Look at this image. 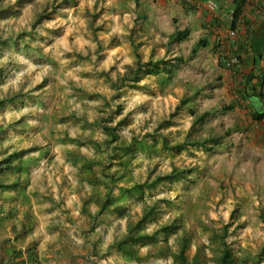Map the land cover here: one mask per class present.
Returning a JSON list of instances; mask_svg holds the SVG:
<instances>
[{
  "label": "rangeland",
  "instance_id": "rangeland-1",
  "mask_svg": "<svg viewBox=\"0 0 264 264\" xmlns=\"http://www.w3.org/2000/svg\"><path fill=\"white\" fill-rule=\"evenodd\" d=\"M224 1L225 13L232 0ZM215 2L219 6L223 0ZM107 3L51 0L36 19L21 12L0 17V161L4 155L15 153L33 161H29L28 175H7V182L13 181L27 191L32 186L30 172L36 176L50 174L46 162L34 163L41 155L39 148L48 142L46 156L59 158L65 179L49 175L50 189L61 186L63 196H58L57 202L68 201L65 191L75 186L73 178L80 180L75 172L80 167L90 177L101 171L121 177L113 184L110 198L127 205L121 215L129 212L132 225L148 215L141 226L142 234L153 237L148 244L158 242L156 247L144 250L145 255L158 258L148 264H173L171 256L180 248L189 261L198 253V264H218L223 253L221 241L238 264H264L260 257L264 245L260 218L264 216V120L255 123L251 107L238 98L242 65L227 68L224 63L225 54L235 51H217L215 46L191 59L186 44L166 45L167 28L171 26L167 20L131 17L117 12L127 8L126 2L117 7ZM136 55L142 63L174 58L183 62L170 79L161 75L135 83ZM186 97L191 98L188 105L168 122L179 101ZM230 104H237L232 112L220 111ZM189 109L211 116L196 126ZM99 123L117 129L119 141L107 152L101 145L106 137ZM159 136L171 146L181 144L186 149H163L152 139L158 142ZM210 139H220L219 144L205 150L194 146L195 141ZM132 140L152 145V153L138 150L121 155L120 147ZM97 145H101L99 150ZM83 166H90L92 171ZM173 167L191 173L145 190L141 196L121 198L119 188L151 183L169 174ZM23 193L20 203L27 204L29 197ZM14 197V193L0 191L6 208ZM24 207V212L12 209L11 214L21 221L15 227L16 234L25 239L35 229L36 216L29 205ZM162 227L171 230L165 234ZM87 228L86 234L93 227ZM105 228L104 235L109 234V227ZM113 230L118 244L126 234L121 236L119 226ZM67 237L73 241L70 234ZM33 245L37 246L30 240L24 251ZM83 245H79L82 252L94 254L92 240ZM127 250L137 253L140 249ZM112 256V261L119 260L115 259L119 255ZM36 259L34 263L39 264ZM97 259L118 264L107 258Z\"/></svg>",
  "mask_w": 264,
  "mask_h": 264
},
{
  "label": "crops",
  "instance_id": "crops-1",
  "mask_svg": "<svg viewBox=\"0 0 264 264\" xmlns=\"http://www.w3.org/2000/svg\"><path fill=\"white\" fill-rule=\"evenodd\" d=\"M50 1L0 0V17H12L11 14H14V12H21L24 17L27 16L31 19H36L45 10L47 7L46 4ZM107 1V4L114 7L126 2L127 8L123 11H117V9L115 11L125 12L131 17L139 15L143 16L145 20L148 16L161 17L167 20L171 25L170 28H167V43L175 32L187 30V38L175 44L183 43L189 46V58L191 59H196L201 50H213L215 46H217V51L232 48L240 58L239 64L242 65L238 73L243 72L244 74L242 75L247 78L251 74L257 76L264 71V0H247L243 8L242 16L235 23L234 28H231V19L228 14L230 8L225 13L223 11V6L226 3L224 0L221 5H217V11L213 13L204 10L198 0ZM140 11L145 13L141 14ZM23 16L18 17L23 18ZM231 33H235V36H232ZM201 40L205 41L208 46L191 55L192 49ZM259 55L261 56L260 60L257 59L260 57ZM254 59L258 60L257 65H254ZM226 74L229 73H223V75ZM242 75L238 77L241 76L242 79ZM43 144L39 148L41 155L34 163L42 164L46 162L45 167H48V169L51 167V170L49 169L50 174L53 177L56 176V180H58L63 175L60 172V168L62 167L59 165L60 160L58 157H55L53 160L49 159L50 157L46 156L48 153L45 151V147L50 146V144L48 142ZM53 149L55 150V148ZM5 157L6 155L2 158ZM28 160L33 162L30 159ZM75 172L80 177V180L73 178L74 180L71 183H74L75 186H71L65 191L68 201L64 202L61 199L63 203L57 202L58 196H63L60 190L61 186H53V189L52 187L51 189L49 188L52 183L50 182V174L48 172L45 174L40 173V176H36L35 173L33 175L30 172L32 186L28 187L27 191L21 188L19 189L18 185L13 181L7 182L9 189L5 191L10 192V194L14 193L15 197L12 204L8 205L7 208L4 207L6 206L4 201L0 200L2 217L0 219V264H6L14 250L22 252L20 258L21 264H31V256L29 257L27 252L24 251L30 240L37 244V246H31L30 249L33 254L32 258L37 260V257L39 264H107L105 260L99 261L97 257L107 258L108 261H112V254L119 255V258H115L119 260L112 261L113 263L117 261L116 263L118 264H148L150 260L154 261L158 259L156 256L153 258V255L144 254V250L147 252L151 246L156 247L158 243L156 241L142 247L140 244L133 247L137 250L140 249L136 253V259H129L124 256L120 258L121 254L116 249V243L119 238L117 239V235L114 233L115 230L112 231V229L114 226H119L122 230L121 236L126 234L127 228L125 227L128 222L131 223L130 213L126 211L125 215L121 214L127 208V205L119 202L115 197L110 198L113 194L111 190L112 185L109 190L103 186L92 188L83 180L84 178H90V176L85 174L82 167L79 170L75 169ZM26 174L28 175V173ZM104 174L107 175L108 173L104 172ZM100 175L101 172H98L96 177ZM32 176L34 177L32 178ZM62 179L65 180L64 178ZM80 188L82 189L81 191ZM52 190H54V193ZM114 190L117 191V187H113ZM108 191L109 195L107 194ZM23 192L29 197L26 198L27 204L20 203V198H23ZM24 205H29V208L35 211L36 216L35 229L32 230L31 234L25 235V239L19 238V235L16 234L15 227L20 226L21 223L19 218H17L18 216H7L8 212L12 213V209L22 210L24 212ZM102 208L103 212L100 213ZM91 226L93 228L86 234L88 228H85ZM105 227H109V234L106 232L104 235L103 230H107ZM69 234L73 238V241L68 239L67 236ZM90 240L93 241L94 254L82 252L81 249L83 247L80 249L79 246ZM72 243H75L74 245L77 248ZM91 254L95 257L94 261L88 257ZM104 255L105 257H102ZM169 260L171 259L169 258Z\"/></svg>",
  "mask_w": 264,
  "mask_h": 264
},
{
  "label": "trees",
  "instance_id": "trees-1",
  "mask_svg": "<svg viewBox=\"0 0 264 264\" xmlns=\"http://www.w3.org/2000/svg\"><path fill=\"white\" fill-rule=\"evenodd\" d=\"M247 0H232L230 11L232 12L231 15V28H234L235 23L240 19L242 16L243 8L246 4ZM188 36V31H177L174 33V35L168 40L167 45L170 46L175 43H179L183 40H185ZM207 43L205 41H199L195 47L191 51V55L197 53L200 49H205L207 47ZM236 53V52H235ZM237 54V53H236ZM234 54V55H236ZM238 59L240 60L239 56L236 55ZM260 56V55H259ZM258 60L261 59V56L257 58ZM258 60H253L254 65H257ZM136 61H137V68L135 69L133 75H132V81L137 83L144 77H158V76H166V78H172V75L174 74L175 68L177 67L180 62H183L181 58H174L172 61H166V60H158V61H147L145 63H142L139 56L136 55ZM238 85L240 86L239 93V100L243 102V104L249 105L251 107V119L255 123H261L264 120V71H262L257 76L249 75V77L245 78L242 75V79L238 81ZM114 88V85H113ZM100 97V96H99ZM191 98H182L177 106L175 107L173 113L169 116V121L174 119L178 113L188 105ZM239 101H237L238 103ZM239 104V103H238ZM237 106V104H230L226 106L225 108L221 109L220 111L225 112H232ZM188 114L193 119V125L201 126L203 125L206 120L211 116L209 112H205L203 114H196V112L193 109L188 110ZM170 123H167L168 126ZM100 128L102 134L105 135L106 139L101 144L104 146V151H108L109 146L112 144H115L119 141V137L117 136V129L115 126L106 125V124H100L98 125ZM157 133V131H156ZM155 137V136H154ZM152 139L156 142V144H161L163 149L166 150H185L186 146H183L181 144H175L173 146L169 145V142H167V139L163 136H159L160 140L157 142L156 139ZM220 139H210V140H203V141H195L194 146H198L199 148H202L205 150L208 147H213L219 144ZM154 142V143H155ZM101 145L95 146L97 150H99ZM153 146L149 144H145L143 141H135L132 140L130 144H128L126 147H120L119 152L121 155H127L130 153H133V151L143 150L147 152L148 154H151L153 151ZM113 151H115L113 149ZM111 157V156H110ZM113 160H118L116 156H112ZM29 166V160L25 161L19 153L10 154L8 157H5L2 161H0V191H5L9 189V186L7 185V175H16V177L23 175L27 173ZM84 167V166H83ZM85 170H91L92 168L90 166L84 167ZM191 171H182L177 169L176 167H173L171 172L167 175L157 177L152 181L151 183H142V184H134L130 188H119L118 190L121 193V198H130L136 194H139L140 196L143 194L145 190H150L152 188H155L159 186L162 183H170L174 180H180L182 178H185L190 174ZM116 175H105L103 171H101V175L96 177H88L84 178L83 180L92 188H97L99 186H103L106 189H110V186L114 183H117L119 178H114ZM16 187V185H15ZM109 195V191L107 193ZM103 212V208L100 210V213ZM12 214L8 212L7 216H11ZM1 212H0V219H1ZM148 218V215H144L141 217V219L135 224L132 225L130 222L127 223V233L126 237L120 241L116 245V249L119 253H121L124 257L129 259H136V253L131 252L127 250V247H135L137 244H140V246H145L146 244L150 243L153 240V237L147 236L145 234H142L141 226L145 222V220ZM261 220L264 223V216L261 215ZM169 227H162L161 232L168 234L170 232ZM221 246L223 247V253L221 254V257L217 261L218 264H238L237 259L231 255V251L229 248L221 241ZM27 254L29 257L31 256L32 263L35 264L36 260L32 258V252L29 248L27 250ZM22 256V252L18 250H14L11 253V257L9 261L6 262V264H21L20 258ZM153 258L154 255L152 256ZM173 264H198L197 257L198 253L194 255L191 261L187 259L185 256L184 250L180 248L178 250V253L171 256ZM260 257L264 258V245L261 248ZM139 260V259H138ZM242 264H246L245 261L241 262Z\"/></svg>",
  "mask_w": 264,
  "mask_h": 264
},
{
  "label": "built area",
  "instance_id": "built-area-1",
  "mask_svg": "<svg viewBox=\"0 0 264 264\" xmlns=\"http://www.w3.org/2000/svg\"><path fill=\"white\" fill-rule=\"evenodd\" d=\"M156 1V0H155ZM202 7L204 10L209 11V12H216L217 11V4L213 0H206L202 3ZM232 12L229 13V17H231ZM232 36H235V33H231ZM225 66L227 68H232L235 67L239 64V59L236 55L231 54L227 52L225 54V59H224ZM91 260H94L93 257H91Z\"/></svg>",
  "mask_w": 264,
  "mask_h": 264
},
{
  "label": "clouds",
  "instance_id": "clouds-1",
  "mask_svg": "<svg viewBox=\"0 0 264 264\" xmlns=\"http://www.w3.org/2000/svg\"><path fill=\"white\" fill-rule=\"evenodd\" d=\"M213 1H214V0H213ZM214 2H215V1H214ZM230 12H231V11H229V13H230ZM229 13H228V14H229ZM230 18H231V17H230ZM91 257L95 258L94 256H90L89 258H91ZM92 261H94V260H92Z\"/></svg>",
  "mask_w": 264,
  "mask_h": 264
}]
</instances>
